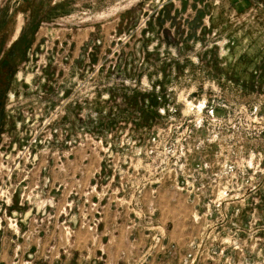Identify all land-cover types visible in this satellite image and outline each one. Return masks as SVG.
Here are the masks:
<instances>
[{"label": "rangeland", "instance_id": "374dc122", "mask_svg": "<svg viewBox=\"0 0 264 264\" xmlns=\"http://www.w3.org/2000/svg\"><path fill=\"white\" fill-rule=\"evenodd\" d=\"M0 62V264H264V0H0Z\"/></svg>", "mask_w": 264, "mask_h": 264}, {"label": "trees", "instance_id": "16d2710c", "mask_svg": "<svg viewBox=\"0 0 264 264\" xmlns=\"http://www.w3.org/2000/svg\"><path fill=\"white\" fill-rule=\"evenodd\" d=\"M24 59H25V57L21 58L22 61ZM6 61L2 62V64L8 65L9 64V61L8 60H6ZM0 64H1V62H0ZM16 67L15 66H10L9 67V69H11V71L13 72L12 74L15 73V71L17 69ZM11 83H12V76L9 78L8 85H11ZM136 99H139L138 96H137ZM149 99H150L149 100L150 101V103H149V112H150V115L152 117L156 118L158 116V110H157V108L160 106V102L158 101V99L156 97H154V95H152L151 97H149ZM145 100H146L145 97L140 98L139 102H135V106H138V104H140V102L141 103L142 102H145Z\"/></svg>", "mask_w": 264, "mask_h": 264}]
</instances>
